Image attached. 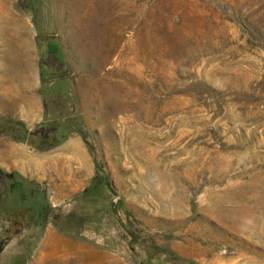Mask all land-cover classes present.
I'll use <instances>...</instances> for the list:
<instances>
[{"label": "rangeland", "instance_id": "374dc122", "mask_svg": "<svg viewBox=\"0 0 264 264\" xmlns=\"http://www.w3.org/2000/svg\"><path fill=\"white\" fill-rule=\"evenodd\" d=\"M33 59L43 115L0 132L95 173L0 168V264H264V0H0V72Z\"/></svg>", "mask_w": 264, "mask_h": 264}, {"label": "crops", "instance_id": "0c3cea01", "mask_svg": "<svg viewBox=\"0 0 264 264\" xmlns=\"http://www.w3.org/2000/svg\"><path fill=\"white\" fill-rule=\"evenodd\" d=\"M38 71V61L33 59L30 70L0 72V116L22 119L29 126L40 120L44 106ZM0 168L31 183L42 182L57 197L64 193L62 198L83 188L95 173L92 155L77 134L55 148L40 150L0 132Z\"/></svg>", "mask_w": 264, "mask_h": 264}]
</instances>
